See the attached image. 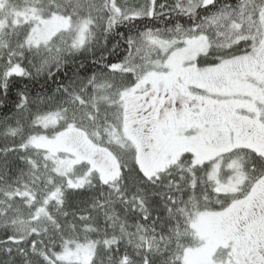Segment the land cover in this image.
Listing matches in <instances>:
<instances>
[{
    "label": "snow or ice",
    "instance_id": "obj_1",
    "mask_svg": "<svg viewBox=\"0 0 264 264\" xmlns=\"http://www.w3.org/2000/svg\"><path fill=\"white\" fill-rule=\"evenodd\" d=\"M0 264H264V0H0Z\"/></svg>",
    "mask_w": 264,
    "mask_h": 264
}]
</instances>
